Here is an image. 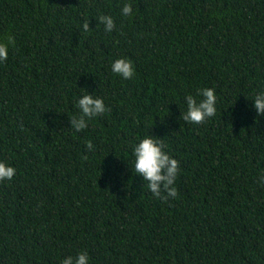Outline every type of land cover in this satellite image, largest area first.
<instances>
[{
  "label": "trees",
  "instance_id": "1",
  "mask_svg": "<svg viewBox=\"0 0 264 264\" xmlns=\"http://www.w3.org/2000/svg\"><path fill=\"white\" fill-rule=\"evenodd\" d=\"M127 2L0 0V41H15L0 63V161L16 169L0 182V264L79 252L89 264H264V115L252 102L264 0H130L126 17ZM118 58L132 79L111 72ZM202 88L217 113L188 124L184 98ZM87 93L110 110L75 132ZM149 135L179 161L167 203L134 171Z\"/></svg>",
  "mask_w": 264,
  "mask_h": 264
},
{
  "label": "clouds",
  "instance_id": "2",
  "mask_svg": "<svg viewBox=\"0 0 264 264\" xmlns=\"http://www.w3.org/2000/svg\"><path fill=\"white\" fill-rule=\"evenodd\" d=\"M123 16L133 14L132 4L125 3L121 8ZM98 23L102 24L105 32H112L116 25L113 18L109 15H100L97 18ZM83 31L90 30L89 23L82 25ZM15 41L12 36L7 37V42L0 41V63L8 59V50ZM111 72L120 76L122 79L129 80L134 76V69L131 60L127 58H118L111 63ZM197 97H200L198 100ZM186 111L182 114V120L188 124L201 125L217 113V96L214 89H198L196 96L188 94L184 98ZM253 102V107L257 116L264 115V90L259 91ZM78 115H73L69 120L70 127L75 132H81L88 127V121L103 115L110 109L106 107L103 99L93 97L87 93L77 101ZM89 151L94 149L89 141L86 144ZM165 145L163 139L154 136H146L141 139L133 148L134 162L133 167L136 174L147 181V188L152 196L161 202L167 203L178 197L175 186L178 174L180 172L179 161L171 157L164 151ZM87 156L82 159L87 160ZM16 175V169L3 161H0V182L11 181ZM259 183L264 185V176H261ZM60 264H89V256L86 252H79L75 257L67 256L63 258Z\"/></svg>",
  "mask_w": 264,
  "mask_h": 264
}]
</instances>
